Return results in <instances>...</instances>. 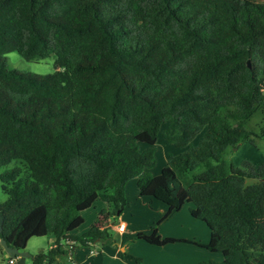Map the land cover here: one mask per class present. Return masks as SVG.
<instances>
[{"label": "trees", "instance_id": "16d2710c", "mask_svg": "<svg viewBox=\"0 0 264 264\" xmlns=\"http://www.w3.org/2000/svg\"><path fill=\"white\" fill-rule=\"evenodd\" d=\"M9 52L53 56L54 71L8 69ZM258 112L264 121V0H0V239L25 250L53 236L31 264L57 260L70 241L109 243L104 223L134 178L140 197L166 206L162 219L192 205L210 232L203 247L222 256L200 264L260 263L264 161L225 158L264 140L249 125ZM164 125L185 151L150 176ZM97 201L107 208L74 235ZM135 238L177 242L157 225Z\"/></svg>", "mask_w": 264, "mask_h": 264}, {"label": "rangeland", "instance_id": "374dc122", "mask_svg": "<svg viewBox=\"0 0 264 264\" xmlns=\"http://www.w3.org/2000/svg\"><path fill=\"white\" fill-rule=\"evenodd\" d=\"M5 64L8 69L16 70L24 74H34V75H46L54 71V58L49 56L40 61H26L24 60L17 52H9L5 55ZM250 129L255 133H259L261 128H264V121L262 120L260 113H256L249 122ZM165 128V125L160 129L157 137V141L154 145V165L147 170L150 176H157L160 174L162 168L167 164V160L170 156H176L180 153H183L184 149H179L171 144H169L162 136V131ZM202 133H200L192 142L195 146L198 141L201 139ZM253 138V143L243 142L235 149H229L225 158L228 160L234 167L241 168L242 161H249L253 164H258L264 161V140ZM146 145L139 144V152H143L146 149ZM0 182V201L5 199V195L2 192ZM125 196H126V206L123 209L124 218L129 222H134L143 233H150V228L154 225H157V231L159 234H174L176 217H181L178 214L170 216L166 220H162L163 217L160 214V209H164L161 204L150 202L148 198H143V206H140L139 203L136 204V199L138 198L136 179H131L127 182L125 186ZM105 208L103 202H96L95 206L90 210H87L81 214L83 218L82 225L76 230L75 235L81 236L85 234L91 224L95 221L98 216V213ZM187 216L190 214L187 211ZM195 223H200L198 220H195ZM130 229V227H129ZM187 229V226L185 227ZM129 231V230H128ZM128 246V253L143 259L145 264H150L152 262V257L147 253V251H156L150 245L145 244L144 242H139L134 240V236L129 232L126 233L124 243ZM49 245V237H33L31 238L24 250L29 254V257L25 259L24 264H31V257L36 254L38 251H45ZM81 249V248H79ZM80 251V250H79ZM217 262L222 260L220 253H216ZM261 262L257 264H264V254L260 258ZM0 264H9L8 257L5 254L0 253ZM134 264V262H133Z\"/></svg>", "mask_w": 264, "mask_h": 264}, {"label": "crops", "instance_id": "0c3cea01", "mask_svg": "<svg viewBox=\"0 0 264 264\" xmlns=\"http://www.w3.org/2000/svg\"><path fill=\"white\" fill-rule=\"evenodd\" d=\"M137 194L138 198L136 199V204L139 203L140 206H143L144 203L142 199L145 197H140L138 190ZM150 202L161 204L160 202L153 200H150ZM95 203L91 208L95 206ZM161 205L164 207V209H160L159 211L162 215L161 217H164L166 214V206L163 204ZM191 207V204H185L179 211L169 215L165 219H162L166 220L170 216H173L175 214L181 216L176 217L179 219H176L175 221L176 224L174 227V234L158 233L162 238H173L177 240V242L167 244L165 246H154L144 242L143 240L136 239L135 236L138 233L143 232L142 230L137 228L134 222H129L128 220H126L122 211L119 215L116 216V218H110L104 223L103 227L107 230L108 235L110 236V242L93 243L94 245L92 248L96 251V253L90 255L88 252L89 248L87 246H80L76 244L72 248L66 247V254L59 257L56 261L58 264H133V262L134 264H136L135 261L130 257H138L129 254L127 251L128 246L123 244L127 232L134 236V240L144 242L145 244L152 246L154 250H156L147 251V253L151 255L153 259L150 264H200L203 261H217V255H215L216 253L210 252L203 247L209 241L210 232L208 227L200 220H198L200 223H195V220L197 219L193 218L191 215L189 217L187 216V212L185 211L186 209L184 208H187V211L190 214L189 210ZM91 208L87 210H90ZM106 208L107 205L105 204V208H102V210ZM118 224H124L123 232L117 231ZM186 226L187 229H185ZM75 232L76 231H74L73 233L74 235ZM46 237H49V245L45 251L52 247L55 241V238L53 236ZM140 260V264H145L143 259Z\"/></svg>", "mask_w": 264, "mask_h": 264}, {"label": "water", "instance_id": "95a60500", "mask_svg": "<svg viewBox=\"0 0 264 264\" xmlns=\"http://www.w3.org/2000/svg\"><path fill=\"white\" fill-rule=\"evenodd\" d=\"M0 222H1V218H0ZM0 245L3 248L4 253L7 257L16 260L15 264H24L25 259L29 257V254L24 250H18L16 248L9 247L3 239H0Z\"/></svg>", "mask_w": 264, "mask_h": 264}, {"label": "built area", "instance_id": "2783aa9c", "mask_svg": "<svg viewBox=\"0 0 264 264\" xmlns=\"http://www.w3.org/2000/svg\"><path fill=\"white\" fill-rule=\"evenodd\" d=\"M117 231H118V232H123V231H124V224H118V225H117ZM68 244H69V245H76L77 243H75V242H73V241H70V242H68ZM93 245H94V244H92V243H88V245H87V247L89 248L88 252H89L90 255L96 253V251L92 248ZM15 261H16L15 259H13V258H9V257H8V263H9V264H15ZM44 264H48V263H44ZM49 264H58V263H57V261L55 260V261H53V262H51V263H49Z\"/></svg>", "mask_w": 264, "mask_h": 264}]
</instances>
